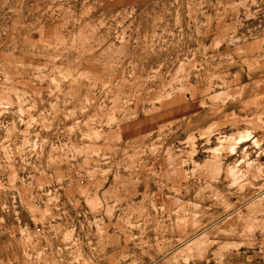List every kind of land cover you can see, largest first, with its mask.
<instances>
[{"label":"rangeland","instance_id":"rangeland-1","mask_svg":"<svg viewBox=\"0 0 264 264\" xmlns=\"http://www.w3.org/2000/svg\"><path fill=\"white\" fill-rule=\"evenodd\" d=\"M0 264H264V0H0Z\"/></svg>","mask_w":264,"mask_h":264}]
</instances>
